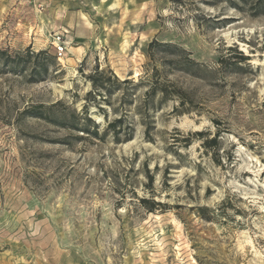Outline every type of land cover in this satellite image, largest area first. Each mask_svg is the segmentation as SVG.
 <instances>
[{
	"label": "rangeland",
	"instance_id": "1",
	"mask_svg": "<svg viewBox=\"0 0 264 264\" xmlns=\"http://www.w3.org/2000/svg\"><path fill=\"white\" fill-rule=\"evenodd\" d=\"M235 1L0 0V264H264V10Z\"/></svg>",
	"mask_w": 264,
	"mask_h": 264
},
{
	"label": "trees",
	"instance_id": "2",
	"mask_svg": "<svg viewBox=\"0 0 264 264\" xmlns=\"http://www.w3.org/2000/svg\"><path fill=\"white\" fill-rule=\"evenodd\" d=\"M251 0H236L235 4L236 6H239V9H242L245 5L249 4ZM256 2L254 4L251 5L252 10H257V12L263 11L264 10V0H255ZM96 75H94L93 79H92V83L95 86V89L97 90L98 93H103V89L108 92L111 93L112 91H114L113 89H111L112 84L115 83H119V79L111 72V71H105V70H99L96 69ZM92 95V94H91ZM42 116V115H41ZM87 121H92L91 119H87ZM94 123V121H92ZM95 127H98V124L94 123ZM113 125V124H112ZM77 127V125H74ZM83 133H85V130H81ZM201 134V133H200ZM198 134V135H200ZM214 141V140H213ZM143 203H148V200L144 199ZM153 204L150 207H148V211L149 212H154L156 211L158 208L156 207H161L163 206L162 203L158 202V203H151Z\"/></svg>",
	"mask_w": 264,
	"mask_h": 264
},
{
	"label": "built area",
	"instance_id": "3",
	"mask_svg": "<svg viewBox=\"0 0 264 264\" xmlns=\"http://www.w3.org/2000/svg\"><path fill=\"white\" fill-rule=\"evenodd\" d=\"M58 40L59 43L56 45L57 54L59 57H64V55H66L67 52V45L65 42L61 40V38H59Z\"/></svg>",
	"mask_w": 264,
	"mask_h": 264
}]
</instances>
